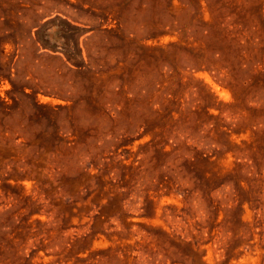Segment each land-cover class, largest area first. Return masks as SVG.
Returning a JSON list of instances; mask_svg holds the SVG:
<instances>
[{"label": "rangeland", "instance_id": "obj_1", "mask_svg": "<svg viewBox=\"0 0 264 264\" xmlns=\"http://www.w3.org/2000/svg\"><path fill=\"white\" fill-rule=\"evenodd\" d=\"M0 264H264V0H0Z\"/></svg>", "mask_w": 264, "mask_h": 264}]
</instances>
